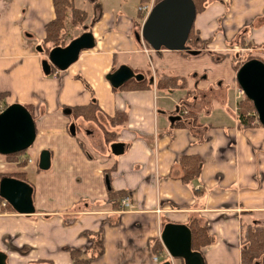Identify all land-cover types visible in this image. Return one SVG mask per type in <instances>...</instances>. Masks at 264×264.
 Instances as JSON below:
<instances>
[{"label":"crops","instance_id":"1","mask_svg":"<svg viewBox=\"0 0 264 264\" xmlns=\"http://www.w3.org/2000/svg\"><path fill=\"white\" fill-rule=\"evenodd\" d=\"M84 1L74 5L87 12L86 24L94 21V45L66 69L45 74L42 44L45 25L55 16L53 0H0V111L19 103L36 116V136L26 149L31 162L19 166L0 154V174H24L35 208L19 214L1 201L6 264H73L68 250H85L90 241L81 233L99 230L104 252L90 264H183L167 253L160 234L167 223L191 230L192 222L205 225L212 237L198 248L192 241L203 264H241L245 227L264 226V126L238 127L243 95L236 94V71L228 58L215 62L211 54L230 52L243 41L264 45V0L205 3L193 30L211 40L196 55L145 50V42L136 40V26L143 23L138 6L158 0H134L133 10L124 0H99L98 10ZM83 32L72 37L71 30L66 42ZM121 65L149 87L113 90L106 76ZM162 76L183 78L185 87L159 89ZM93 100L103 116L126 111L127 121L113 127L99 117L116 134L106 141L97 124L78 118L83 151L62 107ZM189 114L196 123L176 125ZM114 142L123 144L122 153L109 149ZM43 150L50 156L46 170L38 166ZM183 156L201 159L200 174L190 183L181 180ZM107 174L114 190L127 192L128 208H115L107 198Z\"/></svg>","mask_w":264,"mask_h":264},{"label":"water","instance_id":"2","mask_svg":"<svg viewBox=\"0 0 264 264\" xmlns=\"http://www.w3.org/2000/svg\"><path fill=\"white\" fill-rule=\"evenodd\" d=\"M193 0H158L144 19L135 38L145 41L153 50L185 51L196 55L199 50L190 49L187 40L196 17ZM94 40L91 32H83L70 40L64 47L52 48L47 59L42 60L43 72L49 74L51 67L64 70L74 62L79 53L92 47ZM107 79L112 86H120L131 78L141 79L142 75L126 65H121ZM235 80L255 109L257 120L264 126V62L252 58L240 65ZM74 134V126L69 127ZM36 136L35 120L22 104L12 103L0 111V154L9 155L28 149ZM113 154L123 151L122 143H112ZM38 166L46 170L50 166L49 152L43 150L39 155ZM33 188L22 179L3 176L0 179V198L19 214H33ZM192 234L187 225L167 223L163 226L160 240L172 259H181L183 264H203L201 254L192 249ZM0 264H6L5 256L0 252ZM160 264H172L166 260Z\"/></svg>","mask_w":264,"mask_h":264},{"label":"trees","instance_id":"3","mask_svg":"<svg viewBox=\"0 0 264 264\" xmlns=\"http://www.w3.org/2000/svg\"><path fill=\"white\" fill-rule=\"evenodd\" d=\"M88 1L93 5L94 8L98 10V8L100 7L99 0H88ZM193 1L196 7V13L201 12L206 6L204 0H193ZM53 6H54L55 16L51 21H49L45 25L46 35L42 44V47L44 49L43 51L46 54H48L52 48L64 47L66 45L67 43L66 36L68 35V27H67L68 25L71 28L79 26L82 28V31L90 32V29L94 22V21H90L89 24L85 23L88 17L87 12L83 9L77 8L74 5L73 0H53ZM139 29H140V25H137L134 31V37L135 34L139 32ZM210 40L211 39L208 40L200 39L194 33L192 27L186 44L187 46L190 47V49L200 50L203 47H206L207 44L210 42ZM248 45L250 44L248 43L244 47H248ZM262 46L264 47V45ZM256 50L259 49L257 48ZM211 58L215 62H219L220 59L228 58L231 61L232 67L235 71L238 70V68L242 63L252 58H257L262 62H264L263 58L258 56H253L250 52L247 53L245 58L242 59H240L239 54L238 55L233 54L232 52L231 53L215 52L211 54ZM53 69L55 68L51 67V71H53ZM143 80L144 79L131 78L128 81H126L124 84L118 87L112 86V88L113 90H118L124 87L133 88V89L137 87L141 89L149 87L148 85L145 84V81ZM129 83H134V85L128 86ZM183 87H185V79L183 78H169L162 76L157 81V88L166 90L168 92H173L176 89H180ZM2 97L3 96L0 95V98ZM25 107L29 110L33 119L35 120L36 116L33 113V108L31 106H25ZM237 109H238V127L240 129H245L248 127H252L254 125H261L257 120V116L252 102L249 99H247L244 95L242 101L239 102ZM62 110L69 119L68 126L69 127L71 125L74 126V134L72 135L76 138H77L76 132L77 131L79 132V127L76 122L78 118H82L84 121L94 122L95 124H97L99 128L103 131L106 141L115 140L116 134L113 132H109L106 126L102 124L99 117H104L106 122H108V124L112 125L113 127L123 125L127 121L126 111H119L112 118L103 116L100 110L98 109L95 100L91 101L88 105H83V106H63ZM194 123H196V119L193 117V115L189 114L188 117H181L180 119H177L176 125L187 126V125H192ZM77 140L79 141V145L84 151L85 149L84 144L80 141V139L77 138ZM24 152L25 150L5 156L10 160L15 161L16 160L15 158L22 155ZM15 162L19 166L25 165L24 161L21 162L15 161ZM181 167L183 171L181 180L184 183H190L193 179L198 178L200 174L201 159L198 156H183L181 158ZM3 176L4 174H0V179ZM16 177L25 180L24 174L16 175ZM106 184H107V198L111 200L112 205L115 208H118L120 204V200L124 196H127L128 194L126 191L114 190L109 184L108 174L106 175ZM194 192L196 194L200 193V191L198 190H194ZM1 201L2 199L0 198V203ZM6 207L11 208L8 204L6 205ZM190 227H191L193 247L198 248L200 247V245H204L212 241V237L208 235L205 225H202L197 222H192L190 224ZM81 234L85 236L87 239H89L90 241L89 246L85 250L69 249L68 251L73 264H90V262L94 258L101 256L104 252L103 234L100 230L96 232L83 231ZM243 243H244V247L242 249L241 264H251L254 263L259 256L264 257V226L255 225L251 227V225H247L245 227ZM160 248H161V244L160 242H157L155 245V254H157L160 251Z\"/></svg>","mask_w":264,"mask_h":264},{"label":"rangeland","instance_id":"4","mask_svg":"<svg viewBox=\"0 0 264 264\" xmlns=\"http://www.w3.org/2000/svg\"><path fill=\"white\" fill-rule=\"evenodd\" d=\"M74 1V0H73ZM119 0H117L116 2H118ZM124 1H126V3H125V7L127 8V9H134L135 8V4H136V1H134V0H124ZM211 0H204V3H209ZM77 2H79V0H75L74 1V3L77 5ZM88 1L86 0V2L84 1V3H82L83 5H85L86 3H87ZM89 3V2H88ZM90 4V3H89ZM78 6V5H77ZM83 8H85V7H83ZM97 10V9H96ZM68 27V32H70L71 30H72V33H71V35H72V37H74L75 35H77V33L78 32H80L81 30H82V28L81 27H73V28H75V30H73V28H71V27H69V25L67 26ZM70 35V36H71ZM72 39V38H71ZM247 44H246V41H243L242 42V44L240 45V47H236V48H233L232 49V51H230V53L232 52L233 54H239V57H240V59H242V58H245V56H246V54L247 53H251L253 56H258V57H261V58H263L264 59V47L263 46H259V47H257V46H255V47H257L259 50H256V48L255 47H253V46H251V44L250 45H248V47H244V46H246ZM262 50V51H261ZM224 53V52H223ZM235 83H236V81H235ZM236 85L238 86V84L236 83ZM238 88H239V86H238ZM80 135H82L81 137H83L84 136V133L82 132V131H79L78 132ZM109 149L111 150V144H109ZM5 158L7 159V161H9V162H14V163H16L15 161H18V162H21V161H24L25 162V165L27 164V163H30L31 162V158H30V155L26 152V150H25V152L22 154V155H20V156H18L17 158H15L16 160L15 161H12V160H10L9 158H7L6 156H5ZM18 165V164H17ZM260 257V258H259ZM258 257V259L255 261V262H257V264H264V257H262V256H259ZM262 257V258H261ZM263 260V261H262ZM161 261H162V259H161ZM251 263V264H256V263Z\"/></svg>","mask_w":264,"mask_h":264},{"label":"built area","instance_id":"5","mask_svg":"<svg viewBox=\"0 0 264 264\" xmlns=\"http://www.w3.org/2000/svg\"><path fill=\"white\" fill-rule=\"evenodd\" d=\"M153 4H145V5H139L138 6V11L140 13L143 14V21L144 19L146 18L147 14L149 13V11L151 10ZM142 40V39H141ZM143 41V40H142ZM145 42V41H144ZM146 46H144V49L145 50H150V51H153V49L145 42ZM237 95H243V91L241 90V88H237ZM257 116V115H256ZM2 204L3 206H6L7 205V202L5 201H2ZM120 206L122 208H128L130 206V201H129V196H124L121 200H120ZM168 253V252H167ZM155 261H157V257L154 258Z\"/></svg>","mask_w":264,"mask_h":264},{"label":"flooded vegetation","instance_id":"6","mask_svg":"<svg viewBox=\"0 0 264 264\" xmlns=\"http://www.w3.org/2000/svg\"><path fill=\"white\" fill-rule=\"evenodd\" d=\"M236 81V80H235ZM256 113V112H255Z\"/></svg>","mask_w":264,"mask_h":264},{"label":"bare ground","instance_id":"7","mask_svg":"<svg viewBox=\"0 0 264 264\" xmlns=\"http://www.w3.org/2000/svg\"><path fill=\"white\" fill-rule=\"evenodd\" d=\"M4 201V200H3Z\"/></svg>","mask_w":264,"mask_h":264}]
</instances>
